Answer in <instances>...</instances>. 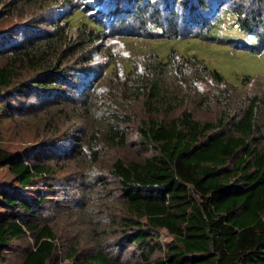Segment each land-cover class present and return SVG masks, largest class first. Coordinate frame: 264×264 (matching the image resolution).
<instances>
[{
  "label": "rangeland",
  "instance_id": "374dc122",
  "mask_svg": "<svg viewBox=\"0 0 264 264\" xmlns=\"http://www.w3.org/2000/svg\"><path fill=\"white\" fill-rule=\"evenodd\" d=\"M94 1H73V7L103 27L89 47L91 54H85L92 60L85 63L84 56L76 61L80 52L75 53L76 48L62 50L57 55L59 72L72 69L57 86L60 91L50 87L58 92L55 96H46V91L19 100L12 96V110L0 107V146L51 165L50 176L37 180L30 195L42 193L46 201L38 216L57 237L59 264H75L66 257L69 240L84 255L97 249L113 256L121 251L125 264H145L129 255L134 246L120 249L119 244L126 245L107 230L119 194L109 177L111 164L116 159L142 161L150 154L141 143L143 121H167L183 112L200 121L237 119L254 97L261 128L254 142H264V0H207L203 9H197L194 0ZM62 6L50 0L36 6L21 4L6 18L2 33L12 31L9 39L15 43L21 42L16 38L21 25L51 31L48 21H63L68 14ZM194 16L212 24L185 23ZM239 20L253 30L240 29ZM78 21H72L68 30L71 40L78 36ZM171 48L175 50L168 62ZM5 59L0 58V65ZM205 65L220 72L223 81L214 80ZM32 75L26 71L22 79ZM156 84L161 89L158 99L149 94ZM114 133L120 135L113 137ZM102 179L108 181L106 190L100 185L93 188ZM7 182H12L11 175L1 168L0 184ZM170 241L164 230L159 231L161 245ZM13 245L32 246V239L28 236ZM15 257L13 264L18 262Z\"/></svg>",
  "mask_w": 264,
  "mask_h": 264
},
{
  "label": "trees",
  "instance_id": "16d2710c",
  "mask_svg": "<svg viewBox=\"0 0 264 264\" xmlns=\"http://www.w3.org/2000/svg\"><path fill=\"white\" fill-rule=\"evenodd\" d=\"M73 1L50 0L68 9L63 21H48L52 30L46 32L20 24L21 35L16 38L21 42L11 43L13 32L2 33L6 18L21 4L36 6L46 0H0L5 8L0 11V58L7 57L0 65L2 109L12 110V96L19 100L35 93L39 97L44 91L46 96H55L58 92L50 87L59 90L57 86L72 69L59 72L62 65L57 55L62 50L76 48L75 53L80 51L76 61L84 56L85 63L92 60L85 54H91L89 47L103 27L73 7ZM194 4L197 9L208 7L207 0H194ZM75 20L78 36L71 40L67 34ZM198 20L202 26L211 23L196 16L185 23L197 25ZM237 26L253 30L241 20ZM172 51L166 54L168 62ZM207 70L214 80L223 81L220 72ZM26 71L33 75L22 79ZM160 92L156 84L149 94L158 99ZM257 102L254 97L239 118L227 121H200L183 112L167 121L142 122L141 143L149 147L150 154L142 161L116 159L109 169L119 194L118 206L108 215L107 230L126 245L119 244L120 249L134 246L129 255L145 264H264V142H254L256 132L261 131L256 122ZM27 157L0 146V169L6 168L12 181L0 184V264H13L15 254L16 264H59L57 237L38 216L46 201L42 193L30 195L37 180L50 176L52 167ZM107 184L102 179L93 188L100 185L105 191ZM161 230L171 237L165 245L158 242ZM28 236L32 246L16 249L13 243ZM69 242L66 257L75 264H125L119 257L121 251L113 256L97 249L84 255L74 241Z\"/></svg>",
  "mask_w": 264,
  "mask_h": 264
}]
</instances>
